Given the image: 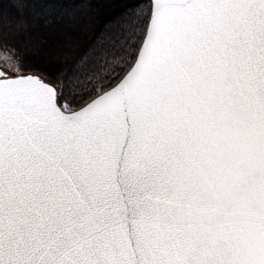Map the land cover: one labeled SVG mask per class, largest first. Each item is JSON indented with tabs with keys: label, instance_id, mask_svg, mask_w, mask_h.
I'll list each match as a JSON object with an SVG mask.
<instances>
[{
	"label": "snow or ice",
	"instance_id": "obj_1",
	"mask_svg": "<svg viewBox=\"0 0 264 264\" xmlns=\"http://www.w3.org/2000/svg\"><path fill=\"white\" fill-rule=\"evenodd\" d=\"M0 60V264H264V0H0Z\"/></svg>",
	"mask_w": 264,
	"mask_h": 264
},
{
	"label": "trees",
	"instance_id": "obj_2",
	"mask_svg": "<svg viewBox=\"0 0 264 264\" xmlns=\"http://www.w3.org/2000/svg\"><path fill=\"white\" fill-rule=\"evenodd\" d=\"M140 6L144 7L148 4V0H139ZM9 15H14L11 9H6Z\"/></svg>",
	"mask_w": 264,
	"mask_h": 264
},
{
	"label": "rangeland",
	"instance_id": "obj_3",
	"mask_svg": "<svg viewBox=\"0 0 264 264\" xmlns=\"http://www.w3.org/2000/svg\"><path fill=\"white\" fill-rule=\"evenodd\" d=\"M5 62L3 60H0V65H3Z\"/></svg>",
	"mask_w": 264,
	"mask_h": 264
}]
</instances>
